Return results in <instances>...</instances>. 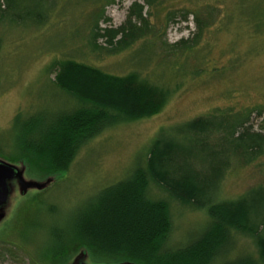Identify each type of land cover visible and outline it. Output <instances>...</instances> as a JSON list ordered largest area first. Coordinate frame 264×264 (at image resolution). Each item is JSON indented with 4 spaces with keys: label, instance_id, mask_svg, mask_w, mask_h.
I'll return each mask as SVG.
<instances>
[{
    "label": "rangeland",
    "instance_id": "obj_1",
    "mask_svg": "<svg viewBox=\"0 0 264 264\" xmlns=\"http://www.w3.org/2000/svg\"><path fill=\"white\" fill-rule=\"evenodd\" d=\"M136 1L144 5L142 0H7L9 10L0 22L2 160L21 154L15 143L21 123L32 118L47 122L73 108L69 97L55 86L56 74L49 71L56 60H76L116 76L139 72L173 92L159 115L109 129L83 148L68 175L47 176L26 163H12L25 171L19 169L22 178L7 182L6 199L0 205V264H73L81 255L79 264H134L86 246L50 262L40 256L55 250V230L69 231L99 192L143 166L161 130L217 110L238 113L264 107V0H163V7L144 10L152 23L147 37L122 53H92L89 41L97 23L107 29L123 26ZM206 6L219 10L215 26L200 37L193 51L175 49L177 43L196 38L194 13L202 15ZM170 12L176 17L168 22ZM28 13L33 22L20 25V18ZM185 13H192L187 21ZM39 16L47 19L45 25L37 24ZM11 17L17 22L6 21ZM230 18L242 24L225 25ZM247 21L261 24L254 30L245 27ZM105 43L100 40L98 45L107 47ZM252 121L257 129L261 118L253 114ZM39 185L43 187L37 189ZM260 185H264V156L230 169L221 184V199L239 198ZM155 192L154 198L164 197ZM169 203L174 225L170 246L181 247L207 226L208 219L202 211ZM52 207L56 213L48 217ZM247 254H256L252 242L238 239L232 256Z\"/></svg>",
    "mask_w": 264,
    "mask_h": 264
},
{
    "label": "trees",
    "instance_id": "obj_2",
    "mask_svg": "<svg viewBox=\"0 0 264 264\" xmlns=\"http://www.w3.org/2000/svg\"><path fill=\"white\" fill-rule=\"evenodd\" d=\"M142 1L144 5L137 1L132 5L126 23L117 29L101 28L97 23L89 41L92 53H122L152 32L151 15L144 10L163 7V0ZM8 10L7 0H0V22ZM198 13H194L196 38L177 43L175 49L193 51L200 37L218 21L216 7L206 6L202 15ZM190 14L183 15L185 21ZM175 17L170 12L167 21ZM39 18L37 24L45 25L47 19ZM19 21L26 25L33 22V16L28 13ZM234 21L242 24L230 18L225 25ZM246 23L245 27L254 30L261 24ZM100 40L107 47L99 46ZM49 71L56 74L54 84L69 97L73 108H65L47 122L32 118L19 125L17 117L15 143L21 154L3 155L10 163H26L47 176L68 175L79 152L109 129L159 115L173 92L139 72L116 76L72 59L56 60ZM253 114L261 118L257 129ZM263 156L264 107L238 113L217 110L161 130L143 166L99 192L82 208L69 231L54 229L55 250L40 257L50 262L59 254L86 246L134 264H264V185L236 199H221V184L230 169L251 165ZM155 190L164 197L154 198ZM171 201L202 211L208 219L200 233L175 248L170 246L174 230ZM55 213L52 207V214L47 215ZM240 238L250 240L256 254L233 257Z\"/></svg>",
    "mask_w": 264,
    "mask_h": 264
},
{
    "label": "water",
    "instance_id": "obj_3",
    "mask_svg": "<svg viewBox=\"0 0 264 264\" xmlns=\"http://www.w3.org/2000/svg\"><path fill=\"white\" fill-rule=\"evenodd\" d=\"M23 170L25 171V167L22 166V167H16L14 165H12V163L8 162V161H5L4 159L2 160V158H0V205L2 203H4L5 201V191L7 189V182L10 181V180H13V179H20L22 178V174L20 172V170ZM52 182H53V179H52ZM51 184V182H50ZM30 187V184L29 186ZM28 187L26 188L25 192L27 191ZM43 186H38L36 187L37 189H40L42 188ZM47 187V186H46ZM44 187V188H46ZM84 255L78 257L74 262L73 264H79V261L81 259H83Z\"/></svg>",
    "mask_w": 264,
    "mask_h": 264
}]
</instances>
